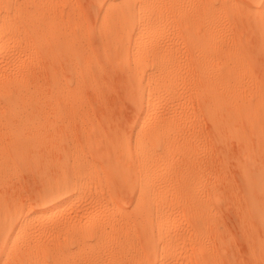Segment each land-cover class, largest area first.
<instances>
[{
	"label": "bare ground",
	"instance_id": "1",
	"mask_svg": "<svg viewBox=\"0 0 264 264\" xmlns=\"http://www.w3.org/2000/svg\"><path fill=\"white\" fill-rule=\"evenodd\" d=\"M11 1L0 0V102L15 118L21 97L35 93L40 116L28 142L4 149L0 173L37 151L41 175L53 176L24 217L0 204V264H264V85L251 79L248 96L240 87L252 78L250 60L264 59V0H71L46 33L36 16L44 0L22 8ZM41 56L50 66L39 69L44 83L33 70ZM117 85L133 113L129 134L108 107L114 128L104 151L63 154L59 131L51 154L60 156L43 168L45 126L66 127L85 92L98 98ZM98 170L103 184L92 178ZM83 200L88 208L62 215Z\"/></svg>",
	"mask_w": 264,
	"mask_h": 264
},
{
	"label": "rangeland",
	"instance_id": "2",
	"mask_svg": "<svg viewBox=\"0 0 264 264\" xmlns=\"http://www.w3.org/2000/svg\"><path fill=\"white\" fill-rule=\"evenodd\" d=\"M68 1L70 2L71 0H44L43 3L40 4L41 13L40 14L37 13L36 16H37V20H39L40 27L43 30H45V33H46V29L48 30V27H50L52 19L55 18V16H53V15L55 14L57 16L58 11L60 13V11L63 10V8L66 6V2H68ZM76 1L73 0V3H75ZM31 2L36 3V0H12L11 6L13 7L14 4H18V5H21V8H22L24 5H27L28 3L30 5ZM81 3L82 2H80V4H79V8H81V13H83V12L86 13L85 7H84V5H86V4H84V3L81 4ZM86 10H87V5H86ZM79 12H80V10H79ZM83 14H82V17H83ZM8 15L10 17L13 16L12 12H10V14H8ZM85 16L86 15L84 14V17ZM90 18L91 17H88V18L85 17L84 18L88 22L87 23L88 26L87 25L86 26L88 27L89 33H87V34L91 35V39L93 40L94 43L95 42L98 43L100 38L97 34H95V32L92 31L94 28V21L92 20V18L91 19ZM226 18H229V20L231 21V16H227ZM13 19L17 20V17H15ZM52 23H53V21H52ZM244 31H246V30L240 29L241 37H242L241 42H242L243 46L250 49L253 41H252L251 37L244 34V33H246ZM83 32H86V31H83ZM21 39L22 38L17 39V42L15 41V43L13 44V47L11 45V47L7 51L14 50L15 49L14 47H17L19 44H21L22 41H20L18 43V41ZM96 45L94 44V47ZM98 47L99 46L97 45V47H95V48H98ZM250 61H249L250 64H248V65H250L252 68L251 69L252 74H253L252 78L249 77L247 79V76H246L245 79H243L241 81V86H240L242 94L243 95L245 94L246 96L250 95L249 92L251 90V81L252 80H254L256 83H258L260 85H262V84L264 85V59L255 58V60H250ZM34 63L35 64L37 63V65H36V67L34 66L35 68L33 67V70H35L36 76L41 77V81H40V83H41L42 80L44 81V79H46V77L44 76L43 73H40V70H42V69L48 70L50 67L49 63L47 61V58H43V56H41V58H38L37 60H35ZM36 76H34V77L36 78ZM32 79H33V76H32ZM35 81L36 80H34V83H33L32 80H29L28 82H30V84L33 83L35 85V83H36ZM42 83H44V82H42ZM33 84L30 85V88H31V86L33 87ZM113 85H116V84L114 83ZM113 87H114L113 90L116 91L114 94L111 93L109 95H105L104 91H103L102 94L104 96L99 95L98 98H97V94L94 96L93 93L91 94V93L85 92L86 94L84 93V98H83L85 104L82 103L83 100L81 99V102L80 103L78 102L79 104L76 103L78 105L75 104L76 108L74 105L75 109H77V108L80 109V106H82L81 107L82 109L78 110V112H80V113L78 114V117L75 119L76 121L73 120V121H75L74 123L72 121L73 125H71L72 123L67 124V125H69V128H67L68 127L67 125H64L66 127H63L62 125H60V128H59L60 130H59L58 129L59 125H57L54 128L55 133H52V132H54L53 131L54 126L51 127L50 125H48L47 127L45 126V129H44V126H43L44 124H41L43 126V128L41 129V127H40V129L41 130L44 129L43 133H45V134L48 133L47 134L48 144H45L46 145L45 147L48 150H47V152L44 153V157H43L44 160H43V164H42L43 168H47L54 157H57V156L59 157L61 151L62 152L64 151L63 154H65V152L69 153V151H71L70 153L72 154L74 148L78 147L77 149L79 150V148L83 146L82 149L80 148V150H79L81 152V155L83 154V155H86V157H90V156L95 154V150L98 149L99 147H101V149L105 148V144H107V143H104V140L106 142L108 141V140H106V138L109 139L110 132L114 128L113 127L114 124H108V122H107L109 119L108 117H110L111 111H113V109H115L114 111H115L118 119L120 118L119 122H118L119 124L118 125L116 124V125L119 127V129H121V131L123 128L122 132H124L125 134H129L127 131L130 130L129 129L130 128V121H132L130 119L131 118L133 119L132 109L127 104V102L124 101L123 92H122V90H119L121 88L118 85L113 86ZM117 93H118V95H117ZM111 98H112V100H111ZM99 99L102 100L101 102L104 103L107 108H104V104L103 105L100 104L101 102ZM105 99H106V103H108L107 105L105 103ZM53 100H48V102L51 101L52 102L51 104L53 105L54 104ZM119 102H120V104H118ZM36 104H37V97H36L35 93L23 95L21 97L20 101L17 103L15 109H14V113L16 114V117L12 118V115H9L5 111L6 109L3 108V104L0 102V165L4 163V160H2V159L5 157V154H4L5 148H8L10 145H14L16 143L18 144V143L28 142V139H30L33 136V134L35 133L36 128L38 127L37 126L38 125L37 124L38 117L40 116V114L37 111V105ZM98 104L100 105L99 106L100 108L98 107ZM121 104H123L125 106H123ZM108 107L110 108L111 111L107 110V109H109ZM47 109H49V107L44 108V111L46 113L49 111V110L47 111ZM84 110H85V112H84ZM122 110H123V112H122ZM81 111H82V113H81ZM121 112H122V114H121ZM108 113H109V115H108ZM81 114H83V115H81ZM26 116L28 118H30L33 125L30 123H27V124L20 123L18 121L19 118L24 119ZM48 116L52 117L50 114H48ZM103 117H105V118H103ZM82 118H83V120L81 121ZM85 118H87V119H85ZM104 120H105V122H104ZM128 121H129V123H128ZM85 122H86V125L84 124ZM95 123H96V126H94ZM122 126H124V127H122ZM94 127H96V128H94ZM56 128H57V130H56ZM64 128H65V130H64ZM75 128H76V130H75ZM82 128L86 132L83 131V133H82L81 132V130H83ZM125 128H126V130H125ZM90 129H92L93 131ZM71 130H72V132H71ZM102 130H104V131L102 132ZM56 131H58V132H56ZM59 131L62 133V136L59 134ZM87 132H91V133H87ZM57 133L59 134V137L61 138V140H63L65 138L64 141L60 143V145L57 143L60 139H56V141L58 140L57 142L55 141L56 135L58 137ZM79 133H80V135H79ZM99 133L101 134V136L104 134V136L101 137ZM54 134H55V136H54ZM69 134L71 135V137L69 136ZM74 134H75V136H74ZM81 134H83V136ZM84 134H86V136ZM90 134H91V137H90ZM106 134H108V135H106ZM48 135H49V137H48ZM72 135L74 137H76V139H74V137ZM52 136H54V140H51V139H53ZM48 138H51L50 141ZM70 138H72V139H70ZM81 139H82V141H81ZM89 140H90V142H87ZM75 141H77V142L75 143ZM93 142H94V144H93ZM74 143H75V145H74ZM51 144H53L52 147L55 144L56 145L58 144L60 146L59 147L60 152L56 153L57 156L53 155V153L51 154ZM49 148H50V150H49ZM65 149H66V151H65ZM89 149H90V151H89ZM101 149H100L101 152H103L105 150V149L104 150L102 149L103 150L102 151ZM81 150L83 151V153ZM178 153H179V148H176L173 151V154L170 158V160L173 163H175V165H176V167L174 169L175 171L173 172L176 175L178 173H180L177 171L179 169L178 166H181L180 164L177 165L176 163H182V157ZM63 154L61 156H63ZM38 156H39V153L37 151H30L28 153H24L23 155H19L16 159H12V162H9V165H7L8 168L5 171H2L0 173V204H1V209H2L3 213L8 212V211H13L15 209L17 213H21V217H24L25 215H27L29 209L35 205V202L37 201L38 195L42 192V189L46 186L45 182H46L47 178H50L51 176H53L52 172L51 173L49 172L50 173L49 175H47L46 173H45V176L41 175V173L37 167ZM179 159L181 162H179ZM177 167H178V169H177ZM92 178L96 179V181L100 184H103L104 179H105V178H103V174L99 170L97 171V175L92 177ZM171 195L173 196V198L177 197L176 194L171 193ZM80 202H82V201H80ZM178 202L179 201L176 199H169L168 207L175 210V211H178L180 208V205L178 204ZM87 203L88 202L86 200H83L82 203H79V202L69 203V204H67V207L65 206V208L62 209L61 213L63 216H68V217L72 216L73 214H75V210H77L78 208H81V207L82 208H88L89 203H88V205H86ZM84 204H85V206H84ZM122 205L128 211H130L133 207V204L128 199H124L122 202ZM177 226H179V225H177ZM178 229H179V227L176 228V230H178ZM243 260H239V263L240 264H242V263L247 264Z\"/></svg>",
	"mask_w": 264,
	"mask_h": 264
}]
</instances>
